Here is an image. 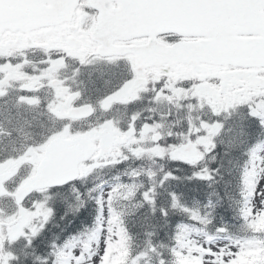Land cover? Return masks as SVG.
<instances>
[{"label":"snow or ice","instance_id":"6c2138e0","mask_svg":"<svg viewBox=\"0 0 264 264\" xmlns=\"http://www.w3.org/2000/svg\"><path fill=\"white\" fill-rule=\"evenodd\" d=\"M0 264H264V0H0Z\"/></svg>","mask_w":264,"mask_h":264}]
</instances>
